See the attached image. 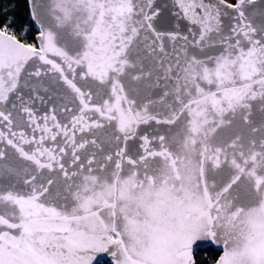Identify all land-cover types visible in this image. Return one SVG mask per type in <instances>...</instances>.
<instances>
[{
	"label": "snow or ice",
	"instance_id": "1",
	"mask_svg": "<svg viewBox=\"0 0 264 264\" xmlns=\"http://www.w3.org/2000/svg\"><path fill=\"white\" fill-rule=\"evenodd\" d=\"M20 8L0 0V264H264V0Z\"/></svg>",
	"mask_w": 264,
	"mask_h": 264
},
{
	"label": "trees",
	"instance_id": "2",
	"mask_svg": "<svg viewBox=\"0 0 264 264\" xmlns=\"http://www.w3.org/2000/svg\"><path fill=\"white\" fill-rule=\"evenodd\" d=\"M4 3L9 4L10 8L13 12H18V14H24L25 13V9L20 8L19 10H17V5H23L24 0H3ZM10 19L14 18V17H9ZM214 255V253L209 250L206 252H203L201 254V258L202 260L206 261L207 264H213L212 261V256Z\"/></svg>",
	"mask_w": 264,
	"mask_h": 264
}]
</instances>
